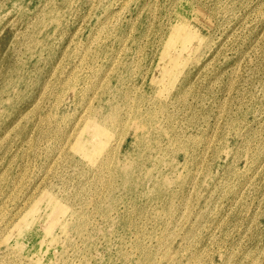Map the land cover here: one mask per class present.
Returning <instances> with one entry per match:
<instances>
[{
    "label": "rangeland",
    "instance_id": "obj_1",
    "mask_svg": "<svg viewBox=\"0 0 264 264\" xmlns=\"http://www.w3.org/2000/svg\"><path fill=\"white\" fill-rule=\"evenodd\" d=\"M0 264H264V0H0Z\"/></svg>",
    "mask_w": 264,
    "mask_h": 264
}]
</instances>
